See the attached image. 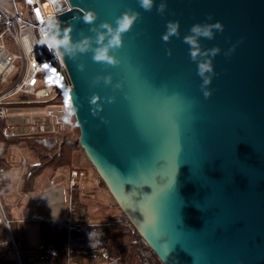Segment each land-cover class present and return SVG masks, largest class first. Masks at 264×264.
Instances as JSON below:
<instances>
[{
  "label": "water",
  "instance_id": "95a60500",
  "mask_svg": "<svg viewBox=\"0 0 264 264\" xmlns=\"http://www.w3.org/2000/svg\"><path fill=\"white\" fill-rule=\"evenodd\" d=\"M68 3L54 18L74 41L81 31L95 35L82 20L89 9L97 25L128 8L141 14L119 66L96 63L91 52L61 54L77 146L133 230L162 264H264V0H166L163 14L138 0ZM209 15L224 30L201 38L221 49L206 98L183 36ZM169 20L180 21L181 35L165 43ZM108 73L112 84L92 85Z\"/></svg>",
  "mask_w": 264,
  "mask_h": 264
},
{
  "label": "built area",
  "instance_id": "2783aa9c",
  "mask_svg": "<svg viewBox=\"0 0 264 264\" xmlns=\"http://www.w3.org/2000/svg\"><path fill=\"white\" fill-rule=\"evenodd\" d=\"M59 3L63 7L57 8ZM69 9L68 0H0V118L7 122L6 137L52 135L63 142L75 131L69 113L72 84L63 59L59 52L40 43L49 18ZM83 176L76 168L69 171L70 193ZM8 179L7 168L0 165V188ZM67 221L76 226L72 217ZM0 224L9 226L1 201ZM70 238L64 245L50 248L42 258L64 256L63 264H82V258L105 257V247L75 252Z\"/></svg>",
  "mask_w": 264,
  "mask_h": 264
},
{
  "label": "trees",
  "instance_id": "16d2710c",
  "mask_svg": "<svg viewBox=\"0 0 264 264\" xmlns=\"http://www.w3.org/2000/svg\"><path fill=\"white\" fill-rule=\"evenodd\" d=\"M6 128V120L0 118V165L19 171V166L17 168L11 158V150L14 147L33 158L32 161L26 160L21 174L18 188L23 194L33 190L37 175L59 168H66L69 171L76 168L83 171L85 175L94 178L96 184L100 185L107 194L102 182L95 177L94 171L78 149L77 138L58 143L56 137L52 135L6 137L3 133ZM9 181L10 178L8 183ZM85 205L87 208L88 204ZM98 215H101L103 220L90 221L83 213L80 215L75 212L74 216L86 220L83 226L69 227L63 217L41 221L39 233L43 253L54 246L66 244L70 235V245L75 252L89 253L99 247H105V256H107L120 249L128 255L134 254L140 260L139 264H162L133 230L109 196L107 204ZM51 260L52 264H63L64 256H54Z\"/></svg>",
  "mask_w": 264,
  "mask_h": 264
},
{
  "label": "crops",
  "instance_id": "0c3cea01",
  "mask_svg": "<svg viewBox=\"0 0 264 264\" xmlns=\"http://www.w3.org/2000/svg\"><path fill=\"white\" fill-rule=\"evenodd\" d=\"M11 158L16 167L19 166V171L6 167L10 181L0 188V201L9 219L8 228L0 224V264H52V260L42 258L40 222L62 217L67 220L70 216L76 226H83L86 220L74 216V213L81 215L88 204L84 199L95 197L96 190L90 189L96 182L84 174L71 194L69 170L59 168L37 175L33 190L23 194L18 188L21 174L26 160L32 161L33 158L17 147L12 148Z\"/></svg>",
  "mask_w": 264,
  "mask_h": 264
},
{
  "label": "clouds",
  "instance_id": "9594fccd",
  "mask_svg": "<svg viewBox=\"0 0 264 264\" xmlns=\"http://www.w3.org/2000/svg\"><path fill=\"white\" fill-rule=\"evenodd\" d=\"M138 3L140 8L149 12L155 6L157 12L160 14H163L167 8L166 0H160L158 5H156L155 0H138ZM140 15L139 11L128 8L115 17V23L104 20L97 25L95 22L98 18V13L95 9H89L83 13L82 20L83 23L91 26L89 31L95 35L88 36L81 31V39L77 41L72 39L69 28L64 27L62 29L59 20L49 18L46 35L40 43L49 46L55 52L66 55L71 59L91 52L94 62L102 64L105 67H117L122 63L121 57L117 53L124 46V36L132 30L133 26L140 19ZM210 21L211 15H209L207 21L193 24L188 34L183 36V42L189 45L191 60L197 63V75L202 79L201 88L206 98L211 95V90L207 86L211 84L212 78L215 75L213 58L220 53L221 49L218 45L211 48H204L201 43V38L211 40L217 31L223 32L224 30V25L221 21ZM180 35V21H167L166 31L162 34V40L167 43L172 37L179 38ZM234 49L235 45L229 48L225 54L230 55ZM167 54L171 55V49L167 50ZM77 67L82 71L85 65L80 63ZM101 81L105 85L112 84V74L96 75L92 80V85L95 86ZM113 87L116 89L122 88L123 83L118 81ZM107 99L111 103L115 97L112 96ZM99 100L100 98L95 94L90 98V104L94 105L92 108L94 115L98 113V110H102V105L98 103Z\"/></svg>",
  "mask_w": 264,
  "mask_h": 264
},
{
  "label": "rangeland",
  "instance_id": "374dc122",
  "mask_svg": "<svg viewBox=\"0 0 264 264\" xmlns=\"http://www.w3.org/2000/svg\"><path fill=\"white\" fill-rule=\"evenodd\" d=\"M69 113H70L71 118L74 122L75 131L72 134V137L67 138V140L77 138L79 135V131H78V128L75 124V121H74L75 119H74V116H73L71 109H69ZM30 136H34V135H30ZM90 190H96L97 193H96L95 197L92 198L91 200H89L88 198L84 199L85 201L87 200L88 205H87V208L86 207L84 208L82 213L84 215H86L87 219H89L90 221L103 220L102 219L103 217L101 215H98V214H100L102 208L107 204V198L109 195H108V193L106 194L104 192V190L102 189V187L98 184H96L93 187V189H90ZM74 191H75V189H73L71 194H74L73 193ZM112 202H113V200H112ZM130 256L131 255H128L126 252H123L122 250L118 249V250H115V252L113 254L110 253L100 260L91 259V258H82V259H80V262L82 264H139L140 263V260L134 254H133V256H131V257Z\"/></svg>",
  "mask_w": 264,
  "mask_h": 264
}]
</instances>
